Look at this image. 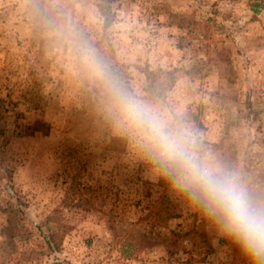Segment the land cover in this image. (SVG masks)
Instances as JSON below:
<instances>
[{"label":"rangeland","instance_id":"obj_1","mask_svg":"<svg viewBox=\"0 0 264 264\" xmlns=\"http://www.w3.org/2000/svg\"><path fill=\"white\" fill-rule=\"evenodd\" d=\"M43 3L0 0V264H251L82 53L264 193V0Z\"/></svg>","mask_w":264,"mask_h":264},{"label":"clouds","instance_id":"obj_2","mask_svg":"<svg viewBox=\"0 0 264 264\" xmlns=\"http://www.w3.org/2000/svg\"><path fill=\"white\" fill-rule=\"evenodd\" d=\"M82 55L106 81L119 116L140 132L149 155L173 186L200 205L251 264H264V193L202 151L186 126L173 123L155 105L127 91L93 53L85 50Z\"/></svg>","mask_w":264,"mask_h":264},{"label":"trees","instance_id":"obj_3","mask_svg":"<svg viewBox=\"0 0 264 264\" xmlns=\"http://www.w3.org/2000/svg\"><path fill=\"white\" fill-rule=\"evenodd\" d=\"M44 0H29V4L30 6L33 7V9L35 11H43L44 7L47 6L49 7L48 4H44L43 3ZM97 7L99 9V12L101 13L102 17H103V25L102 27L105 29L106 27L109 26V24L111 23V20H112V17H113V14L111 13L110 11V7L108 5V2L107 1H104L103 3L102 2H98L97 1ZM51 16V12L48 11L46 14H45V17H47L48 19L50 18ZM112 65H105L108 71V74L111 76V77H114L121 85H122V79L120 77V73L117 72V71H113V67H111ZM105 82V81H103ZM125 88V87H124ZM127 88V87H126Z\"/></svg>","mask_w":264,"mask_h":264}]
</instances>
